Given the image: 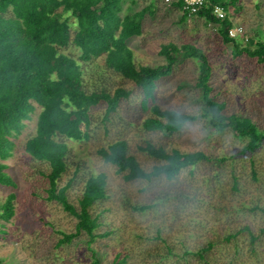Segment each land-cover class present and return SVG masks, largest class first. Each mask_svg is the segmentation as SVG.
Returning a JSON list of instances; mask_svg holds the SVG:
<instances>
[{
  "label": "rangeland",
  "instance_id": "1",
  "mask_svg": "<svg viewBox=\"0 0 264 264\" xmlns=\"http://www.w3.org/2000/svg\"><path fill=\"white\" fill-rule=\"evenodd\" d=\"M150 2H155L158 9L153 15L147 13L142 32L127 40L136 61L150 66L165 64V58L159 53L163 43L197 45L212 65L211 82L221 91L218 97L230 102L228 110L247 114L261 125L264 122V66L256 68L249 58L234 57L231 47L218 35L217 24L196 15L184 18L179 9L170 8V4L162 0H122L120 15L139 10ZM228 15L234 26H242L245 36L264 41V0H240L239 6L235 11H228ZM239 36L237 39L244 43ZM67 51L78 54L73 47ZM98 59L103 62L102 57ZM198 70V59L177 56L171 72L156 82L149 105L196 115L183 129L171 134L144 130L141 122L150 112L142 105L141 89L132 80L107 71L108 84L123 86L130 90V95L120 101L106 122L102 121L105 102L94 105L90 110L91 137L87 141L69 142V163L80 161L78 175L86 170L104 172L111 191L91 210L101 211L102 224L97 232L105 228L113 230L92 242L82 231L70 242L57 245L61 231L75 230L77 217L65 211L57 201L47 199L45 172L49 166L24 150L26 138L35 131L40 110L35 103L23 129L12 137V154L1 160L7 163L5 171L15 185L0 184V264H91L94 258L98 259V264H115L113 259L122 248L128 256L117 264H171L176 257L168 255L162 241L154 238L156 226L160 225L161 237L166 235L168 240L176 242L179 252L180 241L195 249L213 241L214 247L207 256L210 264H264V235L252 244L249 238V232L257 234L264 227V142L254 153L240 155L238 151L245 140L235 137L229 129L216 131L213 128L195 85ZM117 138L127 140L130 152L146 170L155 159L138 148L145 141L166 148L202 150L214 156H225V159L217 165L200 162L184 168L170 180L158 176L126 181L113 164L104 162L97 153L99 147ZM72 171L69 167L60 184L66 182ZM232 175L237 182L235 189ZM81 186L77 178L67 190L68 199L75 205ZM12 192L15 193L12 213L4 217L1 205ZM187 194L192 199L183 198L184 206L177 207L174 201ZM124 198L131 203L156 202L157 205L136 212ZM227 235L231 236L230 240L225 238ZM177 262L202 264L195 255L180 257Z\"/></svg>",
  "mask_w": 264,
  "mask_h": 264
},
{
  "label": "trees",
  "instance_id": "2",
  "mask_svg": "<svg viewBox=\"0 0 264 264\" xmlns=\"http://www.w3.org/2000/svg\"><path fill=\"white\" fill-rule=\"evenodd\" d=\"M162 2L169 3L170 8L179 9L184 18L196 15L206 22L217 24L218 35L224 44L231 47L234 57L249 58L256 68L264 66V41L240 37L245 40L241 43L238 37L228 34L234 25L228 11H235L240 0H204L196 13L186 9L183 0ZM217 4L225 11L223 18L217 17L213 11ZM155 5V2H150L139 10L120 15L122 0H0V184L15 185L11 175L5 171L7 163L1 160L12 154V137L23 129L24 121L31 117L36 103L40 110L35 131L26 138L24 150L35 160L46 162L49 166L45 172L47 199L57 201L65 211L77 217L75 230L61 231L57 245L70 242L82 231L92 242L113 230L105 228L97 232L102 224L101 211L91 210L111 194L106 174L86 170L78 175L80 161L69 163V142L87 141L91 137V108L105 102L102 121L106 122L117 110L120 101L131 93L123 86H110L107 82L108 70L132 80L141 89L142 105L150 112L143 118L142 128L171 134L183 129L189 121L196 119V115L179 111L181 116L177 120L178 110L149 105V100L154 97L157 80L171 72L177 56L196 58L199 70L195 85L213 128L216 131L229 129L235 137L243 138L245 143L238 151L240 155L254 153L264 142V122L260 125L247 114L228 110L229 100L218 97L221 91L216 90L211 82L212 65L197 45L163 43L159 53L165 58V64L150 66L136 61L127 40L142 32L143 19L147 13L154 14L158 9ZM71 47L78 50V54L67 51ZM100 57L103 58L102 63L99 62ZM138 148L155 159L149 170L130 152L124 138L109 141L99 147L97 153L104 162L113 164L126 181L158 176L170 180L184 168L194 167L200 162L217 165L225 159V156H214L202 150L166 148L150 141L139 144ZM69 167L73 169L71 176L60 184ZM77 178L82 182V190L75 205L68 199L67 190ZM232 180L235 189L237 182L234 175ZM164 195L175 197L174 194ZM14 196V192L8 194L1 205L4 217L12 213ZM183 198L191 200L192 196L187 194L177 198L174 201L177 207L184 206ZM124 200L136 212L157 205L156 202L137 204L127 198ZM161 227L156 226L157 235L154 238L162 241L168 255L176 257L171 264H177L180 257L191 258L193 255L200 263L210 264L207 256L214 247L213 241H207L197 249L180 241L179 252L176 242L168 240L166 235L161 237ZM260 235H264V227L257 234L249 232L250 243H254ZM225 238L230 240L231 236ZM127 256L123 248L119 249L113 262L123 263ZM97 260L94 258L91 264H98Z\"/></svg>",
  "mask_w": 264,
  "mask_h": 264
},
{
  "label": "built area",
  "instance_id": "3",
  "mask_svg": "<svg viewBox=\"0 0 264 264\" xmlns=\"http://www.w3.org/2000/svg\"><path fill=\"white\" fill-rule=\"evenodd\" d=\"M184 6L186 9H188L191 13H196L201 6L204 4V0H183ZM214 13L216 14L217 17L223 18L225 16V11L223 7L219 4L215 5L213 8ZM229 36L232 37H238V35H241L239 37H247L245 34H243L242 26L240 25H233L229 30H228Z\"/></svg>",
  "mask_w": 264,
  "mask_h": 264
},
{
  "label": "clouds",
  "instance_id": "4",
  "mask_svg": "<svg viewBox=\"0 0 264 264\" xmlns=\"http://www.w3.org/2000/svg\"><path fill=\"white\" fill-rule=\"evenodd\" d=\"M180 116H181V113L179 111H177V113H176V119L179 120Z\"/></svg>",
  "mask_w": 264,
  "mask_h": 264
}]
</instances>
